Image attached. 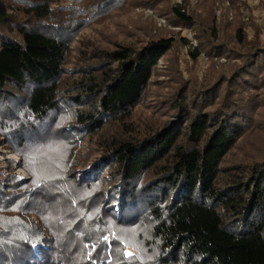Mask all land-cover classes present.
Segmentation results:
<instances>
[{
  "label": "trees",
  "instance_id": "16d2710c",
  "mask_svg": "<svg viewBox=\"0 0 264 264\" xmlns=\"http://www.w3.org/2000/svg\"><path fill=\"white\" fill-rule=\"evenodd\" d=\"M224 1L97 48L133 0H0V264H264V18Z\"/></svg>",
  "mask_w": 264,
  "mask_h": 264
},
{
  "label": "rangeland",
  "instance_id": "374dc122",
  "mask_svg": "<svg viewBox=\"0 0 264 264\" xmlns=\"http://www.w3.org/2000/svg\"><path fill=\"white\" fill-rule=\"evenodd\" d=\"M184 0H133L131 8H117L112 10V16L105 18L101 22L97 23V32L93 33L94 28L90 26L85 32L86 35L93 33L94 37L90 39H96L95 43L97 48L111 47L114 42H138L142 38L147 36H159L170 30H181L180 26H176L172 21V15L169 12V7L172 4H181ZM202 0H191V5L195 6ZM158 2L155 6V4ZM249 3L254 7V12L264 18V4L259 3V0H249ZM217 14L221 16L226 14L229 19L234 16V11L230 7V1L226 0L222 4V8L218 7ZM168 13V14H167ZM183 35L190 39V44L187 48L198 45V38L195 35V31L192 28H185L182 32ZM224 36V35H223ZM86 38V37H85ZM80 40L73 42V47L78 50ZM185 51V49H184ZM208 57L203 53L201 56V66L199 67V73H202L204 67L207 64ZM225 57H221L219 62H226ZM164 61V60H163ZM161 60L159 63V70L166 69V63ZM160 72V71H159ZM164 74V73H163ZM155 97L153 96L152 99ZM4 137H0V168L4 173H8L11 161H15V171L21 175L25 180L31 179V175L22 166L21 157L11 148L8 144L2 140ZM85 142V141H84ZM83 153L81 162H84L88 158V154L92 150L83 145ZM82 150V149H81ZM89 150V152H88ZM82 152V151H81ZM129 252L135 253V250L131 247L127 248Z\"/></svg>",
  "mask_w": 264,
  "mask_h": 264
},
{
  "label": "snow or ice",
  "instance_id": "6c2138e0",
  "mask_svg": "<svg viewBox=\"0 0 264 264\" xmlns=\"http://www.w3.org/2000/svg\"><path fill=\"white\" fill-rule=\"evenodd\" d=\"M129 255H131V254L129 253Z\"/></svg>",
  "mask_w": 264,
  "mask_h": 264
}]
</instances>
